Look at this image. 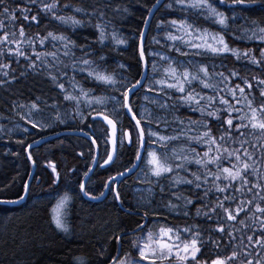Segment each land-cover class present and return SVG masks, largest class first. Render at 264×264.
<instances>
[{
  "label": "snow or ice",
  "instance_id": "obj_1",
  "mask_svg": "<svg viewBox=\"0 0 264 264\" xmlns=\"http://www.w3.org/2000/svg\"><path fill=\"white\" fill-rule=\"evenodd\" d=\"M141 6L148 11L134 33L138 57L131 75V65L105 67L106 41L128 44L108 18L112 0H95L91 11L61 0H0V88L8 91L31 72L48 75L59 89L53 104L41 101L44 108L13 103L28 108L21 116V134L75 128L89 145L91 161L82 176L78 168L62 176L54 164L47 181L26 174L23 195L0 204L20 203L31 195L33 181L46 182L59 197L49 224L71 236L67 217L75 212L76 199L111 197L131 227L125 224L113 236L111 251L101 247L95 260L77 258V264H264V12L247 15L255 7L264 10V0H153ZM69 8L87 20L59 14ZM114 11L125 16L128 8ZM93 17L98 35L81 45L63 33L29 36L25 30L39 28L44 20L75 30ZM21 20L25 24L17 31ZM153 20L155 35H150ZM208 20L219 30L203 27ZM229 34L243 46H231ZM227 60L238 67L229 68ZM81 73L104 95L85 90L76 80ZM141 98L156 110H142ZM98 169L108 178L92 187ZM153 185L159 187V200ZM124 187L132 190L134 204L121 196ZM169 216L193 223L180 228L170 224Z\"/></svg>",
  "mask_w": 264,
  "mask_h": 264
},
{
  "label": "trees",
  "instance_id": "obj_2",
  "mask_svg": "<svg viewBox=\"0 0 264 264\" xmlns=\"http://www.w3.org/2000/svg\"><path fill=\"white\" fill-rule=\"evenodd\" d=\"M63 4H71L74 7H81L87 11H91L95 0H61ZM153 0H112V7L108 11V18L113 20V27L117 30L119 38H125L128 44L116 46L114 41L108 40V48L105 53H109V63L105 65L109 71L116 68L117 64L123 63L131 65V75L136 72V62L138 57V49L134 41V33L142 26V18L147 15L148 9L142 7V4L151 5ZM127 7L128 13L125 16H119L114 9ZM262 10L255 7L247 13L252 17H260ZM59 14L65 16L75 15L77 19L84 18L82 13H74L69 9L62 10ZM159 15V14H158ZM176 16L178 14H172ZM196 17L193 15V19ZM98 21L95 17L91 19V23H86L84 27H76L73 30L71 25H63L58 21L44 20L38 28L33 25L31 28L26 26L25 30L29 36L35 33L41 35L46 31H54L55 33H63L71 36L78 45L85 44L97 37L98 33L94 24ZM156 21L153 20V32ZM21 24H25L23 20L16 25L17 31ZM47 25V28L44 25ZM203 27L210 31H218L219 26L212 23L211 20L202 21ZM226 39L233 47H242L240 41H233L231 34L226 35ZM93 47H99L93 45ZM39 50V48H38ZM51 51V47H47ZM79 56V51L76 52ZM175 56V53H172ZM51 59V58H49ZM7 62V61H5ZM219 63V60L215 61ZM229 68L238 67L231 60L225 61ZM24 64L21 58V65ZM13 69H17L16 75L19 77L20 69L15 63L12 64ZM260 75V73H252ZM69 75H72L69 71ZM86 73L76 76V80L88 90L93 89L96 96H103L104 92L101 88H95L91 79L85 81ZM65 87L70 89V85L65 83ZM198 87V85H197ZM59 89H57L46 74H33L29 72L26 77H20L14 81L8 91L0 88V200H14L18 196L23 195L21 189V177L26 174H32V164L35 162V171L33 176L40 181H47L51 174L50 164L56 165L57 171L62 176H67L70 168H78L81 170V176L86 165H90L89 145L84 138L68 136L66 133L80 132L75 128H57V138L51 136L56 133L49 132L47 134L34 131L31 136L22 135V128H16V125H24L25 121L21 116L27 113V107L16 108L13 103L30 106L37 103L38 107L44 108L41 101H46L51 105L54 103L53 98L57 97ZM39 98V100H38ZM62 100V97H60ZM84 101L91 99L82 98ZM138 103L142 110L147 108L155 111V105L150 101L141 98ZM259 103V100H257ZM83 106V105H82ZM68 111L72 112V107L67 106ZM45 115H48L45 109ZM93 115L95 113L93 112ZM123 126L127 129L129 121L128 117L122 118ZM31 128V124L27 125ZM50 137L38 148L30 150L29 154L32 160L27 157L28 144L34 140H41ZM24 139V144L18 143ZM49 139V138H48ZM34 144V143H32ZM99 145H97L98 147ZM92 154H95L92 146ZM84 153L83 158L79 153ZM127 161L128 156L123 157ZM108 178L104 169H98L96 175L92 177L91 186L97 187ZM161 183L167 186L168 180L162 179ZM142 187H148L147 184ZM156 200L160 199L159 187L153 185ZM175 191V189H173ZM121 196L128 202L135 203L134 195L131 189L121 188ZM167 198V197H165ZM59 199L55 194L50 193L49 185L46 182H32L31 195L26 198L25 202L16 206L2 203L0 204V264H57L63 261L64 264H77V258L84 261H93L97 257L101 247L109 248L114 243L113 236L118 234L120 229L128 224V219L123 216L122 211L117 208L108 197L107 200L94 202L88 199H76L75 212L67 217V222L71 230V236L54 230V224H49L52 209ZM170 224L183 228L185 223H193V221H184L183 219H173L169 216ZM127 247V246H126Z\"/></svg>",
  "mask_w": 264,
  "mask_h": 264
},
{
  "label": "water",
  "instance_id": "obj_3",
  "mask_svg": "<svg viewBox=\"0 0 264 264\" xmlns=\"http://www.w3.org/2000/svg\"><path fill=\"white\" fill-rule=\"evenodd\" d=\"M69 135H72V136H75V137H81V138H83L82 137V133H79V132H70V133H68ZM56 136H54L53 138H55ZM48 140H50V138L49 139H45V140H42V141H40L39 143H36V144H34V145H32V147L31 148H28L27 149V153H29V151L30 150H32V149H35V148H38L40 145H42L43 143H45L46 141H48ZM94 148H95V152H96V149H97V145H95V146H93ZM33 165V164H32ZM34 167H33V170H32V176H33V174H34ZM25 200L26 199H24L23 201H21L20 203H14V204H8V205H11V206H16V205H18V204H22V203H24L25 202ZM94 202H99V201H95V200H93Z\"/></svg>",
  "mask_w": 264,
  "mask_h": 264
},
{
  "label": "bare ground",
  "instance_id": "obj_4",
  "mask_svg": "<svg viewBox=\"0 0 264 264\" xmlns=\"http://www.w3.org/2000/svg\"><path fill=\"white\" fill-rule=\"evenodd\" d=\"M54 135H55L56 138H57V133H56V134H53V135H51V136H54ZM65 135L72 136V135H69L68 133H66ZM51 136H50V137H51ZM50 137H47V139L50 138ZM42 140H45V139H41V140H39V141H42ZM34 144H36V143H34ZM34 144H32V145H34ZM93 148H94V147H93ZM94 151H95V148H94ZM29 152H30V151H29ZM28 155H29V153H27V157H28ZM33 167H34V166L32 165V170H33ZM34 169H35V167H34ZM34 171H35V170H34ZM63 234H64V233H63Z\"/></svg>",
  "mask_w": 264,
  "mask_h": 264
},
{
  "label": "rangeland",
  "instance_id": "obj_5",
  "mask_svg": "<svg viewBox=\"0 0 264 264\" xmlns=\"http://www.w3.org/2000/svg\"><path fill=\"white\" fill-rule=\"evenodd\" d=\"M86 102V101H85ZM20 127L19 128H22L23 126L22 125H19ZM17 128V127H16ZM59 200V199H58ZM58 200H57V202L55 203V205H54V207H53V209H55L56 208V205H57V203H58ZM53 209H52V214L51 215H53Z\"/></svg>",
  "mask_w": 264,
  "mask_h": 264
}]
</instances>
